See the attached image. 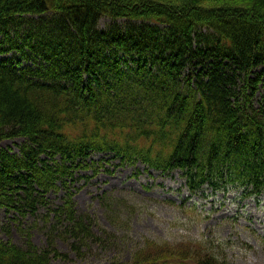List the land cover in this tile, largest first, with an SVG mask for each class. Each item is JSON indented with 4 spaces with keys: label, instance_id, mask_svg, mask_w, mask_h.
Returning <instances> with one entry per match:
<instances>
[{
    "label": "trees",
    "instance_id": "obj_1",
    "mask_svg": "<svg viewBox=\"0 0 264 264\" xmlns=\"http://www.w3.org/2000/svg\"><path fill=\"white\" fill-rule=\"evenodd\" d=\"M211 1L0 0V143L24 139L19 154L0 149V210L40 219L46 238L0 239V264L70 261L57 241L78 258L120 241L76 209L75 175L97 171L94 154L179 171L189 196L264 195V0ZM133 254L109 264H226L203 244L146 241Z\"/></svg>",
    "mask_w": 264,
    "mask_h": 264
},
{
    "label": "rangeland",
    "instance_id": "obj_2",
    "mask_svg": "<svg viewBox=\"0 0 264 264\" xmlns=\"http://www.w3.org/2000/svg\"><path fill=\"white\" fill-rule=\"evenodd\" d=\"M227 3L244 4L246 0H213L207 5ZM109 24L110 19L102 18L99 29L104 30ZM14 52L10 51L2 57L11 58ZM23 142V138L5 139L0 143V149L19 154ZM111 157L106 153L92 155L97 171L84 170L79 174L86 175L85 178L79 179L77 173L72 190L78 213L89 214L93 218L95 231L102 228L114 233L120 241L108 250L94 246L83 258L75 257L67 243L57 241L58 249L69 253L70 261L54 260L53 264L127 262L146 241L159 245L203 244L219 258L225 259L226 264H264V195L243 198L240 196L241 189L212 194L210 189L205 188L204 196H200L199 192L189 196L179 171L166 176L146 171L140 163L121 166ZM104 194L122 200L125 206L120 210L107 208L109 205L99 198ZM63 196V190L50 192L49 204H61ZM112 211L113 215L122 219L119 228L109 222L108 215H112ZM45 212L46 209L39 211L40 215ZM16 216V213L7 214L0 210V239L9 237L14 243L22 245L25 237L19 229H24L30 232L37 247H44L46 238L39 228L43 225L41 220L27 216L20 223L12 219ZM34 222L38 228H31Z\"/></svg>",
    "mask_w": 264,
    "mask_h": 264
},
{
    "label": "bare ground",
    "instance_id": "obj_3",
    "mask_svg": "<svg viewBox=\"0 0 264 264\" xmlns=\"http://www.w3.org/2000/svg\"><path fill=\"white\" fill-rule=\"evenodd\" d=\"M205 1V0H204ZM203 6V5H202Z\"/></svg>",
    "mask_w": 264,
    "mask_h": 264
}]
</instances>
